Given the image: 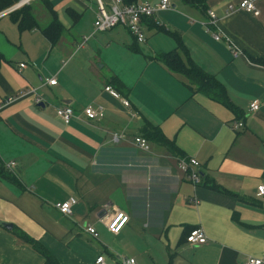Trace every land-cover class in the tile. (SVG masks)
Instances as JSON below:
<instances>
[{"label": "crops", "instance_id": "0c3cea01", "mask_svg": "<svg viewBox=\"0 0 264 264\" xmlns=\"http://www.w3.org/2000/svg\"><path fill=\"white\" fill-rule=\"evenodd\" d=\"M241 1L206 0L203 11L170 0L172 10L141 21L144 43L122 26L94 32L96 0L53 6L63 22L68 9L92 15L88 27L79 17L54 46L38 29L19 33L0 23V223L11 225H0V264L44 263L19 234L58 264H95L99 256L117 264L146 252L154 264L264 262V202L256 195L264 185V0H255L254 15L238 9ZM162 29L183 45L182 62L224 88L232 110L157 61L177 48ZM50 78L55 85L44 84ZM62 106L73 111L66 125L55 114ZM87 107L101 109L97 119L83 115ZM148 125L174 143L177 157L144 137ZM135 138L147 141V152ZM187 159L199 164L198 185L178 168ZM66 201L75 202L69 217L54 208ZM116 210L128 219L111 235L99 219ZM197 228L206 243L192 247L184 238ZM132 250L135 257L122 255Z\"/></svg>", "mask_w": 264, "mask_h": 264}, {"label": "built area", "instance_id": "2783aa9c", "mask_svg": "<svg viewBox=\"0 0 264 264\" xmlns=\"http://www.w3.org/2000/svg\"><path fill=\"white\" fill-rule=\"evenodd\" d=\"M255 0H242L238 6V9L246 13L256 14V9L254 7ZM97 11L95 19L93 22L94 32H105L111 30L117 26L124 27L135 39L137 43H144L145 37L141 29V21L144 18H153L154 15L158 12H166L172 10L170 0H160L156 5L149 6L148 4H132L125 5L123 0H111L110 4L107 6L102 3L101 0H96ZM13 8V7H12ZM12 8L5 10L0 13V18L6 16L13 12L16 9ZM232 10V8H230ZM208 21L210 24H214L216 21V16L212 12L207 13ZM215 40H219L217 36L214 37ZM87 38H83V43H85ZM237 55V51L233 52V56ZM20 68H23L24 65L20 64ZM56 81L54 78L46 79L44 81L45 85L53 86ZM104 91L109 93L112 97L118 99L119 96L110 88L105 87ZM14 98L10 97L7 99V102L12 101ZM36 104L40 103L39 99L35 100ZM121 103L124 107H128L129 104L126 100L121 99ZM258 109V103L254 102L250 105V111H256ZM98 113H101V109L94 110L91 107H87L83 110V115L88 120H95L98 117ZM56 116L66 125L70 122L73 117V111L67 107L62 106L56 109ZM242 123L238 122L234 124V128H241ZM118 135L113 136V140H117ZM134 144L138 149L147 152L148 143L142 138H135ZM14 164L11 163L8 167H12ZM178 168L181 172L187 175L188 180L194 185H198L200 181L199 174L197 169L199 164L194 159L179 160ZM257 197L264 202V185H259L256 188ZM75 205L74 201H66L61 203L54 204V208L58 211L59 214L65 217L71 216L72 208ZM127 216L122 212L117 210L110 215H105L103 218L99 219V222L104 225L106 230L111 235H117L122 230L123 226L126 224ZM84 231L89 234L92 238L96 239L98 234L91 226H85ZM186 243L192 247L202 246L206 243L205 235L200 229L191 230L185 239ZM95 264H107L103 256H99L95 260ZM117 264H136L135 259L133 258H121ZM243 264H264L262 260L255 258H247Z\"/></svg>", "mask_w": 264, "mask_h": 264}, {"label": "trees", "instance_id": "16d2710c", "mask_svg": "<svg viewBox=\"0 0 264 264\" xmlns=\"http://www.w3.org/2000/svg\"><path fill=\"white\" fill-rule=\"evenodd\" d=\"M22 0H0V12L7 10L16 6ZM187 6L198 8L204 11L206 0H180ZM38 2L48 14V22L44 26H40L33 9V3ZM29 3V4H28ZM27 4L22 5L13 12L7 15L11 22L17 27L19 33L25 31H32L38 29L43 37L49 42L51 46H54L58 43L62 34L64 33L63 26L57 19V14L53 9V5L49 0H31ZM125 5L136 4L137 0H123ZM71 21L75 23L79 19L78 14H73L69 9L66 10ZM148 19L144 18L143 20ZM142 20V21H143ZM163 32L168 34L174 39H178L175 34L166 32L162 29ZM178 50H184L183 45L179 40H177V48L171 52L161 54L157 57V61L163 64L169 71L174 74L183 76L188 82L190 89H193V92L201 93L211 98L215 102L225 106L228 109H233L229 103L224 88L213 78L202 72L199 68L194 66L189 61L187 63L182 62ZM2 57L0 55V64ZM142 133L145 138H147L151 143L155 144L158 147L166 150L168 153L174 157L178 156V150L175 147L173 142L168 141L157 128L151 126H145L142 130ZM4 179L10 183H16L14 179H11L9 175H4ZM3 178V176H1ZM189 233V232H188ZM186 234V236L188 235ZM186 236L184 239H186ZM20 240L28 245L33 251L39 254L43 259V264H58V262L52 257V255L43 248L40 244L30 239L24 234H19Z\"/></svg>", "mask_w": 264, "mask_h": 264}, {"label": "rangeland", "instance_id": "374dc122", "mask_svg": "<svg viewBox=\"0 0 264 264\" xmlns=\"http://www.w3.org/2000/svg\"><path fill=\"white\" fill-rule=\"evenodd\" d=\"M60 0H49V2L54 6L57 2H59ZM102 1H104V3H110L111 2V0H109L108 2H105L106 0H102ZM29 4V3H28ZM151 5H154V4H151ZM8 9H10V8H8ZM7 9V10H8ZM33 13H34V15H35V17H36V19H37V21H38V23H39V25L40 26H44V25H46L47 24V22H48V14L46 13V11L44 10V8L38 3V2H34L33 3ZM56 10V9H55ZM5 11V10H4ZM3 12V11H2ZM1 13V12H0ZM57 14V13H56ZM57 16V19H58V21L61 23V25L63 26V29H64V32H67V31H69L70 30V27H72L73 26V22L70 20V21H67V19H66V16H65V20H66V22H63V21H60V18H59V14L58 15H56ZM81 19H82V22L84 23V26L85 27H88V25H90L91 24V22H92V15H91V13H89V12H87L86 13V15H83L82 14V17H80ZM8 22L9 24H13L12 22H11V20L8 18V17H6L5 18V16H4V18H0V23L1 22ZM69 29V30H68ZM16 30H17V28H16ZM105 32H107V31H105ZM69 33H70V31H69ZM98 33H103V32H98ZM142 33H143V35H144V37H145V34H144V32H143V30H142ZM134 247V246H133ZM132 249H134V248H132ZM134 250H138V249H134ZM134 250H132V251H127V253H122V255H126V257H129V256H134V254L132 253ZM135 257V256H134ZM151 256L150 255H147V252L145 253V255H143V256H141L140 258H138V257H136V259H135V262H137V264H154V262L152 261V259L150 258ZM155 264H157L156 262H155Z\"/></svg>", "mask_w": 264, "mask_h": 264}, {"label": "water", "instance_id": "95a60500", "mask_svg": "<svg viewBox=\"0 0 264 264\" xmlns=\"http://www.w3.org/2000/svg\"><path fill=\"white\" fill-rule=\"evenodd\" d=\"M29 1H31V0H22V1L19 2L16 6H14V7L12 8V10H13V9H17V8L21 7L22 5L27 4ZM0 225H1L3 228L7 229V230H10V229H11V225H10V224L0 223Z\"/></svg>", "mask_w": 264, "mask_h": 264}]
</instances>
